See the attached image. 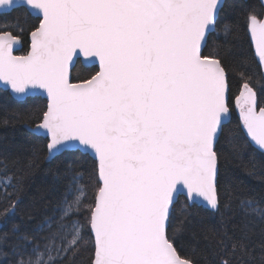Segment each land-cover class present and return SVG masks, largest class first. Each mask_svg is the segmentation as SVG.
<instances>
[{
  "label": "snow or ice",
  "instance_id": "snow-or-ice-1",
  "mask_svg": "<svg viewBox=\"0 0 264 264\" xmlns=\"http://www.w3.org/2000/svg\"><path fill=\"white\" fill-rule=\"evenodd\" d=\"M16 8L37 24L24 55L14 54L21 37L0 31V86L16 99L46 95L36 120L20 113L17 122L46 138V159L63 158L67 182L57 228L13 225L0 233V255H10V264H75L90 244L88 264H197L196 248L182 255L178 247L185 236L197 240L191 228L197 210L223 217L237 200L240 235H204L206 264H264V206L241 197L227 171L248 149L264 156V107L257 111L256 93L245 83L247 92L237 98L244 141L228 127L220 50L205 52L222 0H0V13ZM249 28L264 63V22L252 12ZM222 32L230 35L231 25ZM88 158L91 169L84 167ZM7 167L0 162L9 201L0 208L4 219L15 214L21 191ZM256 167L250 160L243 171L255 176ZM83 209L86 224L79 222Z\"/></svg>",
  "mask_w": 264,
  "mask_h": 264
},
{
  "label": "trees",
  "instance_id": "trees-1",
  "mask_svg": "<svg viewBox=\"0 0 264 264\" xmlns=\"http://www.w3.org/2000/svg\"><path fill=\"white\" fill-rule=\"evenodd\" d=\"M255 13L256 17H263L264 9L258 0H229L223 4L220 13L216 33L209 38V45L205 52L220 50L221 58L227 70L228 105L245 83L256 93L258 109L264 107V77L257 64L249 41L247 27L249 13ZM227 23L232 27V33L225 36L222 32L223 25ZM37 24V20L25 14L24 9H16L10 14L0 16V31L10 30L21 37L22 51L18 55H24L28 50V36L30 30ZM219 37V39H217ZM77 73H74L76 75ZM45 102L40 99H26L23 102H14L7 93L0 91V121L7 119L9 124H0V162L8 164L7 174L13 178V184L20 189V202L15 214L7 219L0 218V233H10L13 225H19L23 230L33 232L45 222L51 224L53 230L57 228L59 208L65 192L66 177L62 159L46 162V151L43 149L45 140L34 137L24 130V124L17 122V114L31 113L33 120L45 110ZM229 128L237 130L244 141H248L242 130L241 122L232 112ZM32 167H26L29 159H33ZM250 160L256 162L255 176H248L243 171V165ZM93 161L89 158L84 162L86 169H91ZM227 171L235 182L240 185L239 195L250 198L260 206H264V156L257 151L247 150L244 159L229 162ZM5 170L0 168V176ZM87 183V175H85ZM13 192L12 188L8 189ZM89 202L93 195L92 188H87ZM8 199L3 189H0V208L8 204ZM71 221H68L70 223ZM81 224H86V209L82 210L79 217ZM242 224V213L239 202L233 200L230 209L224 211L223 217H212L203 210H197L193 217L191 228L197 234V240L193 241L185 236L182 244L178 245L181 254H192L196 248L195 259L197 264H206L211 259L204 235L218 238L223 237L225 232L234 237H239ZM262 222L257 218L252 222L255 233L253 244L256 248L255 255H260L259 235ZM47 228L37 232V238L46 234ZM90 237L89 232L85 238ZM198 241V242H197ZM91 245L82 248L75 264H88L91 257ZM11 256L0 255V264H10Z\"/></svg>",
  "mask_w": 264,
  "mask_h": 264
},
{
  "label": "water",
  "instance_id": "water-1",
  "mask_svg": "<svg viewBox=\"0 0 264 264\" xmlns=\"http://www.w3.org/2000/svg\"><path fill=\"white\" fill-rule=\"evenodd\" d=\"M225 1H226V0H222L223 4H224ZM258 1H259L260 5L264 8V0H258ZM16 9H20V8H16ZM16 9H14V10H16ZM22 9H23V8H22ZM14 10H12V11H14ZM12 11L4 12V13H0V16H1V15H7V14H10ZM30 17L33 18L32 16H30ZM33 19H35V18H33ZM260 22H264V16H263V18L261 19ZM247 32H248V37H249V41H250V44H251V47H252V52H253L254 58H255L256 62L258 63L259 67H260V70H261V74H262V76L264 77V63H262V62L260 61V57H259V55H258V53H257V50H256L255 41H254V39H253V37H252V35H251V32H250V28H249V26H248V30H247ZM21 45H22V44H21ZM29 46H30V38H29V36H28V50H29ZM28 50H27V51H28ZM21 51H22V46H20V47H19V50H18V51H15L14 54L18 55L19 53H21ZM0 84H2V82H0ZM0 91H2V92H4V93H7L8 96H9L14 102H17V103L23 102V101H25L26 99H34V98H36V99H40V100L44 101L45 104L47 105V98H46V95H29V96L24 97L23 99H16V98L13 96V94L11 93L10 89H5V88H3L2 86H0ZM242 92H243V93H246V92H247V89H245L244 87H242V89H241V93H242ZM241 93H240V95H239L238 98L241 97ZM227 101H228V89H227ZM241 102H242V98H241ZM256 108H257V104H256ZM45 109H46V106H45ZM258 111H259V110H258ZM236 116H237L238 120L241 122V125H242V120H241V116H240V107H238L237 100H236ZM230 119H231V116H230ZM24 130H25L27 133L31 134L32 136L37 137V138H40V139L46 141V138H45V137L34 135V134L32 133V131H30V130L28 129V127H24ZM242 130H243V129H242ZM243 132L245 133V135H246V137H247L246 130H243ZM247 139H248V141H249V138H248V137H247ZM253 148H255L254 145H253ZM257 152H258V151H257ZM258 153H259V152H258ZM89 159L91 160V158H89ZM51 161H52V160H48V159H46V162H48V163L51 162ZM89 235H90V232H89Z\"/></svg>",
  "mask_w": 264,
  "mask_h": 264
},
{
  "label": "flooded vegetation",
  "instance_id": "flooded-vegetation-1",
  "mask_svg": "<svg viewBox=\"0 0 264 264\" xmlns=\"http://www.w3.org/2000/svg\"><path fill=\"white\" fill-rule=\"evenodd\" d=\"M226 1H229V0H226ZM225 1V2H226ZM224 2V3H225ZM262 7V6H261ZM263 8V7H262ZM264 9V8H263ZM263 16H264V14H263ZM263 17H257V20L258 21H261V19H262ZM248 26H249V21H248ZM248 28V27H247ZM248 30V29H247ZM258 64V63H257ZM242 89V88H241ZM241 89L238 91V93H237V95L233 98V100H232V102H231V104H229V107H230V113L232 114V112L233 113H235V115H236V100H237V98L239 97V95H240V93H241ZM242 103V102H241ZM238 107H241V105H238ZM259 109H258V107H257V111H258ZM237 117V116H236ZM238 119V118H237Z\"/></svg>",
  "mask_w": 264,
  "mask_h": 264
},
{
  "label": "rangeland",
  "instance_id": "rangeland-1",
  "mask_svg": "<svg viewBox=\"0 0 264 264\" xmlns=\"http://www.w3.org/2000/svg\"><path fill=\"white\" fill-rule=\"evenodd\" d=\"M0 189H3L2 187H0ZM56 226H58V222L56 223Z\"/></svg>",
  "mask_w": 264,
  "mask_h": 264
}]
</instances>
